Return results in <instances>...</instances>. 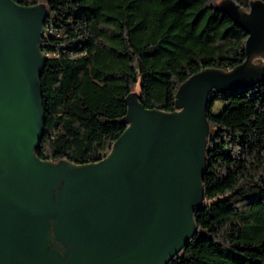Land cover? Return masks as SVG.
<instances>
[{
  "label": "water",
  "instance_id": "water-1",
  "mask_svg": "<svg viewBox=\"0 0 264 264\" xmlns=\"http://www.w3.org/2000/svg\"><path fill=\"white\" fill-rule=\"evenodd\" d=\"M219 8L246 35L245 60L191 75L170 113L129 94L111 150L78 165L36 156L47 7L0 0V264H169L196 236L207 106L215 94L264 82V6L241 14L224 0Z\"/></svg>",
  "mask_w": 264,
  "mask_h": 264
},
{
  "label": "trees",
  "instance_id": "trees-1",
  "mask_svg": "<svg viewBox=\"0 0 264 264\" xmlns=\"http://www.w3.org/2000/svg\"><path fill=\"white\" fill-rule=\"evenodd\" d=\"M14 1L44 4L55 33L40 43L42 55L54 56L40 71L41 160L96 163L126 128L129 94L145 109L170 113L191 75L230 71L245 60L246 35L212 0ZM216 101L224 105L219 115L212 114ZM206 112L197 234L169 264H264V82L215 94Z\"/></svg>",
  "mask_w": 264,
  "mask_h": 264
},
{
  "label": "rangeland",
  "instance_id": "rangeland-1",
  "mask_svg": "<svg viewBox=\"0 0 264 264\" xmlns=\"http://www.w3.org/2000/svg\"><path fill=\"white\" fill-rule=\"evenodd\" d=\"M30 1H40V2H46V0H30ZM214 3H220L221 1H224V0H212ZM243 2V1H242ZM248 3V7H241L239 8V11L241 14H248L252 9H253V4L254 6L257 5V0H247ZM137 91V89H136ZM224 108V105L219 102V101H216L214 103V106L212 108V114L214 115H219L221 113V111L223 110Z\"/></svg>",
  "mask_w": 264,
  "mask_h": 264
},
{
  "label": "built area",
  "instance_id": "built-area-1",
  "mask_svg": "<svg viewBox=\"0 0 264 264\" xmlns=\"http://www.w3.org/2000/svg\"><path fill=\"white\" fill-rule=\"evenodd\" d=\"M47 21H46V25L44 26V29H43V37H42V39L43 38H47L48 36H53L55 34L53 29H52V27L49 24H47ZM42 56H43L44 59H49V58L54 57L51 54H44ZM209 143H210V139H209Z\"/></svg>",
  "mask_w": 264,
  "mask_h": 264
}]
</instances>
